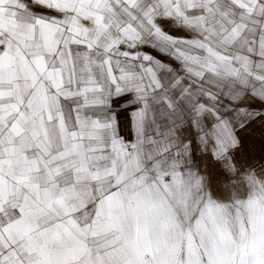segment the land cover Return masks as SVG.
Listing matches in <instances>:
<instances>
[{
    "label": "snow or ice",
    "instance_id": "6c2138e0",
    "mask_svg": "<svg viewBox=\"0 0 264 264\" xmlns=\"http://www.w3.org/2000/svg\"><path fill=\"white\" fill-rule=\"evenodd\" d=\"M254 126L264 0H0V264H264Z\"/></svg>",
    "mask_w": 264,
    "mask_h": 264
},
{
    "label": "rangeland",
    "instance_id": "374dc122",
    "mask_svg": "<svg viewBox=\"0 0 264 264\" xmlns=\"http://www.w3.org/2000/svg\"><path fill=\"white\" fill-rule=\"evenodd\" d=\"M129 133H130V128L126 130L125 135H128ZM262 141H264V136H262L260 128L258 126H254L250 135L247 138V142L250 144H252V143L255 144L256 149H257V151H256L257 158L260 155L259 149L261 147Z\"/></svg>",
    "mask_w": 264,
    "mask_h": 264
},
{
    "label": "crops",
    "instance_id": "0c3cea01",
    "mask_svg": "<svg viewBox=\"0 0 264 264\" xmlns=\"http://www.w3.org/2000/svg\"><path fill=\"white\" fill-rule=\"evenodd\" d=\"M122 126L124 127V132L126 133V130L130 127L127 126V121L124 120V118H121Z\"/></svg>",
    "mask_w": 264,
    "mask_h": 264
}]
</instances>
